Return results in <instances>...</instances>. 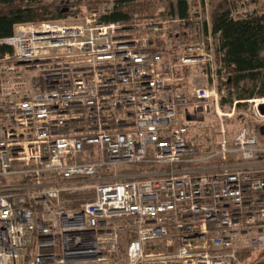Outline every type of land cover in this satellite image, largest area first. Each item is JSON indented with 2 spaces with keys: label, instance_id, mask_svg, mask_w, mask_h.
Returning <instances> with one entry per match:
<instances>
[{
  "label": "built area",
  "instance_id": "built-area-1",
  "mask_svg": "<svg viewBox=\"0 0 264 264\" xmlns=\"http://www.w3.org/2000/svg\"><path fill=\"white\" fill-rule=\"evenodd\" d=\"M103 5L0 41V179L27 178L0 185V264L252 263L264 253V98L221 114L210 42L175 56L157 45L167 23H105L115 1ZM201 65L212 84L180 88L177 73ZM238 103L231 140L223 118ZM211 109L221 140L201 151L191 125Z\"/></svg>",
  "mask_w": 264,
  "mask_h": 264
},
{
  "label": "trees",
  "instance_id": "trees-1",
  "mask_svg": "<svg viewBox=\"0 0 264 264\" xmlns=\"http://www.w3.org/2000/svg\"><path fill=\"white\" fill-rule=\"evenodd\" d=\"M102 1L106 0H0V41L9 38L17 24L63 19L79 14L84 2L95 5ZM133 3L134 0H115L114 9L102 16V22L133 20V10H130ZM234 6L230 0H220L212 13L209 30L204 29L209 37L216 39L213 50L220 66L216 72L222 108L226 103L233 105L264 98V9L236 16ZM172 12L181 23H191L188 0H176V9ZM197 24L200 28V23ZM9 53L11 49L0 44V57ZM226 91L229 94L225 98ZM237 106L240 108L242 103ZM18 194L25 195V191ZM261 256L250 264H264V253ZM250 257L240 256L243 261Z\"/></svg>",
  "mask_w": 264,
  "mask_h": 264
},
{
  "label": "rangeland",
  "instance_id": "rangeland-1",
  "mask_svg": "<svg viewBox=\"0 0 264 264\" xmlns=\"http://www.w3.org/2000/svg\"><path fill=\"white\" fill-rule=\"evenodd\" d=\"M109 1L111 0H106L104 2L102 1L103 3L101 2L99 4H95V9L102 10V8H108L111 10V7L103 5L104 3H108ZM219 1L220 0H188L190 8V17L192 21L191 23H181L177 22V20L179 19H177L172 12L173 8L174 11L176 9V0H134L135 3L131 5L132 7L130 6V10H133L134 19L124 24L127 26H133L150 22L167 23V26L170 28L169 34L167 35L166 39L158 41L157 45L160 50H163L165 49V47L169 46L170 51L175 56H177L180 47L185 46L186 44H195L204 40L209 41L212 47H214L216 39L213 36L209 37V34H206L204 29L208 27L209 30V27L211 25L212 13L215 10V7L219 3ZM230 1H232L235 5L234 11L236 13V16L244 13H250L253 11H260L261 8L264 9V0ZM86 3L87 2H84L82 8ZM196 13H199L200 15ZM196 16H199L198 19ZM197 23H200V28ZM205 68L208 69V67L201 65L193 67L191 69H183L179 71L176 77L184 78L183 80L179 81V87L183 88L184 90L192 91V89L201 87L206 83L208 85H211L212 81L210 77L205 76ZM216 86L218 87V83L216 84ZM228 94L229 93L226 91L224 97H228ZM247 109L248 104L242 105L240 108L236 109L235 115L232 118H223L227 131L226 135L231 140L234 138L238 130L239 119L241 118L242 114L247 111ZM219 112L221 114H231L233 112V107L232 105H230V103H226L224 108H222L220 100ZM196 121L199 123L201 122V125L191 126V129L193 128L191 130L194 136L193 142L200 145L201 151H206V148H217L218 143L221 140V119L216 114V112H214V109H211L210 116H205L204 118L199 117ZM215 166L216 163H208L204 166L202 165L201 167L205 169H211ZM141 170H150V165H142L139 170L134 169L132 172L140 174ZM26 181L27 178L24 177L0 179L1 185L25 184ZM75 205L76 204H72V207H74ZM258 257L259 259L262 258L261 255ZM253 258L256 257L253 256Z\"/></svg>",
  "mask_w": 264,
  "mask_h": 264
},
{
  "label": "water",
  "instance_id": "water-1",
  "mask_svg": "<svg viewBox=\"0 0 264 264\" xmlns=\"http://www.w3.org/2000/svg\"><path fill=\"white\" fill-rule=\"evenodd\" d=\"M260 134L264 136V126L260 128Z\"/></svg>",
  "mask_w": 264,
  "mask_h": 264
},
{
  "label": "bare ground",
  "instance_id": "bare-ground-1",
  "mask_svg": "<svg viewBox=\"0 0 264 264\" xmlns=\"http://www.w3.org/2000/svg\"><path fill=\"white\" fill-rule=\"evenodd\" d=\"M191 126H192V125H191ZM192 129H193V128H192ZM192 129H191V130H192Z\"/></svg>",
  "mask_w": 264,
  "mask_h": 264
},
{
  "label": "crops",
  "instance_id": "crops-1",
  "mask_svg": "<svg viewBox=\"0 0 264 264\" xmlns=\"http://www.w3.org/2000/svg\"><path fill=\"white\" fill-rule=\"evenodd\" d=\"M0 185H1V183H0ZM3 185V184H2Z\"/></svg>",
  "mask_w": 264,
  "mask_h": 264
}]
</instances>
